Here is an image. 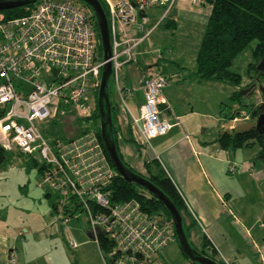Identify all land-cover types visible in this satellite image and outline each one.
<instances>
[{"label": "built area", "instance_id": "2783aa9c", "mask_svg": "<svg viewBox=\"0 0 264 264\" xmlns=\"http://www.w3.org/2000/svg\"><path fill=\"white\" fill-rule=\"evenodd\" d=\"M77 1L38 0L23 15L0 16V147L40 160L38 186L47 185L49 193H55L54 209L63 224L77 211L85 213L92 240L100 248L101 241L107 244L105 264H155L157 253L175 239L174 230L135 200H112L108 186L114 171L95 130L87 127L64 140L48 142L37 125L65 114L68 108L80 118L90 116V101L94 103L105 61L92 11ZM101 1L107 11L110 77L125 105L133 89L121 84L119 72L135 61L137 47L147 34L139 35L146 12L155 5L168 9L173 0ZM141 74L142 102L137 116L129 112V125L141 144L149 145L179 121L176 115L172 119L165 115L162 89L167 78L159 68L146 66ZM240 168L230 165L228 170ZM68 244L75 242L69 238ZM211 245L217 257L230 264ZM9 262L15 263L12 252Z\"/></svg>", "mask_w": 264, "mask_h": 264}, {"label": "crops", "instance_id": "0c3cea01", "mask_svg": "<svg viewBox=\"0 0 264 264\" xmlns=\"http://www.w3.org/2000/svg\"><path fill=\"white\" fill-rule=\"evenodd\" d=\"M209 13L210 5L201 0H173L168 9L155 5L147 10V21L139 35L147 34L137 47L135 61L120 69L119 79L125 88L133 89L130 99L135 102L142 97L139 88L142 68L159 67L167 78L162 89L165 102L162 107L166 106L168 119L173 115L178 117L179 125L152 138L150 152L145 153L142 160L141 155L133 156L127 143H133L127 134L129 122L118 114L120 142L125 144L121 146L119 142V151L141 174L146 173L144 163L151 160H156L165 170L184 200L187 212L184 225L189 227L190 242L200 248L205 236L230 264H264V170L255 167L252 157L235 154L240 149H250L252 154L258 155L260 146L254 142L231 149L220 147L218 142L224 130L242 123L232 122L223 108L229 107V112L237 108L230 96L241 89L243 82L238 86L200 78L195 72L197 53L191 60L175 55L167 62L163 59L165 47L155 45L154 35L164 34L169 39L164 41L171 42L168 53L174 55L177 29L183 26L189 31L198 28L203 31ZM160 29L162 32L153 34ZM169 30L167 36L165 33ZM230 165H241V168L229 171ZM155 167L148 168L154 170ZM46 212L50 220L53 215L50 207ZM14 223L0 219V264H11L10 252L15 256L14 264H73L56 246L55 252H47L45 237L59 240L62 235L59 228L51 226L52 220L45 226L33 220L21 227ZM158 259V256L154 258L155 264Z\"/></svg>", "mask_w": 264, "mask_h": 264}, {"label": "rangeland", "instance_id": "374dc122", "mask_svg": "<svg viewBox=\"0 0 264 264\" xmlns=\"http://www.w3.org/2000/svg\"><path fill=\"white\" fill-rule=\"evenodd\" d=\"M0 16L2 18H6L1 12ZM160 32H162L161 29L157 30L153 34ZM170 32L171 30L165 34L168 36ZM203 32L204 29L203 31L202 29L200 30V28L189 31L188 28L183 26L177 29L174 36L177 44V46H175L176 53L172 56L168 53V48L171 42H166L169 39L164 34H157V36L154 35L155 42L157 43L155 45L162 48L165 47L163 49L165 52L163 59L167 62H169V58L174 59L175 55L191 60L193 59L192 55L197 53L196 51L198 50L201 40L200 38H202ZM149 39L151 40V37L148 38V40ZM254 45L255 41L253 40L244 50H242L240 54L236 56L230 66V70L239 74L242 78L243 85L240 88H244L245 91L241 102L246 104V106L242 107L239 112H236L235 109L229 112V107L223 108L225 109V112H228L227 117L229 118V116H231L230 120L232 122L234 118H237V122L242 123L244 121H255L258 115H256V117H252L250 108L253 107V110L258 106L259 110V105L263 101L262 94L258 87L261 85L264 86V81H257L255 71L252 70L248 72V64L253 61L251 52ZM152 48L154 47H149L148 49ZM106 93L110 104L114 107L116 112V124H118V114H120L128 122L131 121L129 112L135 116L138 115V107L142 102V97L137 99L135 102L130 99L131 96L127 97L125 98V105H123L116 95L115 83L111 77L107 80ZM95 103V100L94 103H91L90 101L89 117H91V114L94 111ZM223 103L228 104L229 102H227V100H223ZM75 111L73 108H68L65 114H59L53 120L37 122V125L41 128V131L48 142L53 140H64L67 137L74 135L81 127H90L92 122L85 121L86 118L84 117H81L83 119L82 121L78 120L81 119L79 116L80 114H76L77 112ZM128 126L131 128L129 124L126 128ZM132 136L136 140V144L134 142H127L130 144V150L133 151L134 157L137 158L141 155L140 158L142 157L143 160V155L150 152V146L148 144H141V138L136 131L132 130ZM120 144L121 146H125L122 141ZM251 152L252 151H250V149H240L236 151L235 154L252 157L253 161L256 162L255 167H260L264 170V158H262L261 154L255 155ZM122 158L133 171L139 173L127 162V159L123 157V155ZM36 162L37 164L33 165L32 162L29 161V156L24 154L22 156L13 155L9 158L5 165L0 168V219L6 221L7 223L15 222L14 225L18 227H21L23 224H27V221L32 220L35 221L36 224L42 222L41 224L45 226L48 221L52 220L51 226L57 229L59 228L61 230L60 234L62 235H60L61 239L59 240L57 238L51 239L47 236L45 237L48 254H50L49 251L55 252L53 248L56 246L57 249H61V253H64L73 264H105V260H108L107 251L104 248H100L98 244L91 239L88 232L87 218L83 211H77V214L74 215L67 224H63L61 222L57 216V212H55L56 210L53 208L55 202L58 201L55 193H49L47 185H42L41 187L38 186L41 180V174L38 171V164L40 163V160L36 159ZM149 166L150 168L154 166L152 161ZM262 200L264 207V191ZM49 207L53 212L50 220L48 219V214L46 212ZM69 238L73 239L75 242L74 246H70L67 243ZM62 239H64V241ZM191 246L199 249L195 242H191ZM157 256L159 258L157 260V264H189L176 240H172L164 246L157 253Z\"/></svg>", "mask_w": 264, "mask_h": 264}, {"label": "trees", "instance_id": "16d2710c", "mask_svg": "<svg viewBox=\"0 0 264 264\" xmlns=\"http://www.w3.org/2000/svg\"><path fill=\"white\" fill-rule=\"evenodd\" d=\"M38 1V0H36ZM35 1V2H36ZM104 14L106 16L107 11L105 5L101 0H98ZM210 5V13L205 25V29L197 50L195 62H196V74L203 79H214L229 82L234 85H241L242 78L239 74L232 72L230 66L238 54L244 50L251 41H255V45L252 49L253 61L248 64V72L255 71L258 80L264 81V0H201ZM34 3L13 7L9 9L0 10L6 18L16 17L26 13ZM84 6H87L85 3ZM88 7V6H87ZM248 86V85H246ZM245 87V86H244ZM264 89V86L261 85ZM243 89H239L232 93L230 99L232 102L237 103L236 112L245 107L246 104L241 102L243 97ZM245 91V90H244ZM97 92L94 94V100L96 101ZM240 102V105H239ZM251 116L256 117L259 110L258 106L252 110ZM115 109L110 104L111 114V128L106 130L107 137L114 142L118 156L127 168L131 169L123 160L119 151L120 132L119 126L115 122ZM231 116H229V119ZM82 121L83 119H78ZM85 121L92 122L90 128L94 129L104 154L114 171V177L108 186L112 194V200H135L139 203L140 207L149 214L156 213L162 217L172 228V219L169 212L164 205L155 198L152 194L148 193L143 187L138 186L132 182H126L120 177L113 168L107 153L104 150L103 143L99 134V114L95 103V108L91 117L85 119ZM87 129L86 127L80 128L74 135ZM127 134L129 140L136 144V140L132 136V130L127 127ZM218 142L222 148L236 149L239 147H247L251 143H257L260 146V154L264 151V133L259 132L257 129H250L248 132H240L234 134H221L218 136ZM13 155L22 156L19 152H7L0 147V168L5 165L9 158ZM29 161L33 165L37 164L36 160L29 157ZM153 162L156 166L154 170L149 169V163ZM145 162L146 173H138L153 184H155L174 204L176 209L182 218V227L186 238L191 245L188 237L189 227L184 225V217L187 216L184 201L178 192L177 188L166 174L165 170L156 162L151 160ZM42 166H38V171L41 172ZM132 170V169H131ZM137 173V172H136ZM49 194V193H47ZM54 207V205H53ZM174 230V229H173ZM175 236V233H174ZM176 240V237L175 239ZM177 241V240H176ZM101 246L107 249V244L101 241ZM192 247V246H191ZM196 249V248H194ZM202 255L207 256L219 264H225L221 259L217 257L216 251L213 246L206 240L205 236L202 237V244L199 249H196ZM189 264H198L197 262H191L185 255Z\"/></svg>", "mask_w": 264, "mask_h": 264}, {"label": "water", "instance_id": "95a60500", "mask_svg": "<svg viewBox=\"0 0 264 264\" xmlns=\"http://www.w3.org/2000/svg\"><path fill=\"white\" fill-rule=\"evenodd\" d=\"M36 0H0V10L9 9L13 7L23 6L34 3ZM85 3L92 11L95 19L96 27L98 30L101 55L105 61L100 75V82L97 89L96 106L99 114V134L103 143V147L107 156L117 172L126 182H132L138 186L143 187L148 193L155 196L159 200L166 210L169 212L172 225L175 233L177 243L182 253L191 261L198 264H219L215 260L202 255L196 249L191 247L182 227V218L174 204L167 198V196L150 180L144 176L136 173L135 171L126 167L118 156L115 144L111 141L107 135L106 130L111 128V114H110V102L106 93L107 80L111 74V63L108 60L110 57V40L107 26L106 16L98 0H79ZM263 101L259 105V114L255 121H248L236 124L231 130H224L226 134H234L240 132H248L250 129H257L259 132L264 133V89L259 86ZM244 91V90H243ZM264 148V146H263ZM264 158V151L261 154Z\"/></svg>", "mask_w": 264, "mask_h": 264}]
</instances>
